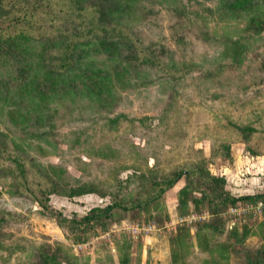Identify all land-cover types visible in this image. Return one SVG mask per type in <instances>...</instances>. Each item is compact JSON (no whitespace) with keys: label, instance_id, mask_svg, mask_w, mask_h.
<instances>
[{"label":"rangeland","instance_id":"obj_1","mask_svg":"<svg viewBox=\"0 0 264 264\" xmlns=\"http://www.w3.org/2000/svg\"><path fill=\"white\" fill-rule=\"evenodd\" d=\"M225 11L221 0H139L121 21L129 26L136 42L132 43L139 51L135 50L132 57L126 51L116 56L120 66L133 60L130 72L116 68V76L115 60L104 55L92 58L96 66L111 74L112 87L102 81L100 100L91 98L94 93L81 98L85 83H75L76 100L47 102L48 118L39 124L37 135L31 129L23 132L20 125L0 121V130L7 139L15 138L27 152L23 154L30 161L26 168L28 186L34 188L41 181L37 171L48 164L64 168V183L94 184L101 193L49 195L50 207L66 217L80 216L92 206L108 203L114 192L121 197H135L140 188L137 180L119 183L131 174L145 172L159 177L200 161L212 173L226 178V188L232 194L261 192L264 29L246 32L243 18L225 16ZM195 14L199 15L196 21ZM188 16L195 18L190 21ZM239 37L246 41L240 55L233 57L232 50L222 55L226 43ZM146 53L155 55L157 61L142 63L140 58ZM106 84L112 88L111 95L105 90ZM47 170L46 179L55 180L53 172ZM177 194L163 193L157 208L149 206L148 211L134 217L125 215L105 229L93 227L84 240H79L77 233L0 173V264H41L37 250L42 247L59 250L60 264L72 258L79 264H149V236L154 233L168 239L178 227H188L193 242L179 258L180 264H244L246 257L254 260L257 248L264 245L263 235L256 234L260 222L264 223V213L234 221L233 227L246 225L250 232L242 245H234L245 246L246 252L231 256L224 251L231 241L227 220H219L222 231L214 235V261L194 245V232L202 220L179 223L174 230L164 226L178 215ZM186 204L193 209L190 200ZM166 211L170 212L168 217ZM149 214H161L163 220L146 221ZM147 224L156 230L147 234L132 230V226ZM168 245L170 255L169 239Z\"/></svg>","mask_w":264,"mask_h":264},{"label":"trees","instance_id":"obj_2","mask_svg":"<svg viewBox=\"0 0 264 264\" xmlns=\"http://www.w3.org/2000/svg\"><path fill=\"white\" fill-rule=\"evenodd\" d=\"M138 3L139 0H0V66L5 69L0 68V121L14 127L20 125L21 131L32 130L36 134L39 124L48 118L50 106L46 104L49 100L55 103L56 100H76L73 93L75 83H85L81 98L91 97L94 93L91 98L100 100L102 81H108L112 87L111 74L109 70L96 66L92 58L95 55H104L106 59L115 60L113 70L116 76V68L130 72L129 67L133 60L131 64L127 62L120 66L116 56L118 52L126 51L132 57L135 50L136 53L139 51L138 46L132 43L135 40L130 35L129 26L121 22ZM221 4L226 10L225 16L243 18L246 32L259 33L264 29V0H221ZM195 15L196 18L188 16V19L192 21L195 18L196 21L199 15ZM241 39L243 38L239 37L227 42L222 49V55L225 51L232 50L235 51L233 57L236 58L240 49L246 45V41ZM140 60L147 64L157 61L152 53L143 54ZM108 84L105 90L111 95L112 88ZM36 146L40 148L39 144ZM23 153L27 152L22 150L15 138L8 140L7 134L0 130V173L10 177L16 189L21 187L26 190L42 209L77 233L79 240H84L86 233L93 227L105 229L125 215L131 214L134 217L141 211H148L149 206L156 207L163 193L182 178L184 186L177 194L178 215L192 210H205L210 214L209 219L197 223L194 245L206 251L215 261L214 235L222 231L218 221L226 220L219 213L235 203L264 198V188L261 192L252 194H232L226 188V178L212 173L200 161L176 167L170 173L159 177L153 176L154 174L147 175L145 172L131 174L125 180L118 181L123 183L137 180L140 188L135 197H121L114 192L108 203L92 206L80 216L66 217L50 207L48 201L52 192L73 197L99 192V189L88 182L79 181L76 185L64 183V168L57 169L54 164L42 166L37 171L41 181L34 188H30L26 179V168L30 161ZM47 169L53 172L55 180L46 179L49 173ZM194 193L198 195L194 196ZM188 200L193 204V209L186 204ZM150 219L158 222L163 220L161 214H149L145 217L146 221ZM263 224L260 222L258 228L264 240ZM249 232L246 225L240 229L229 228L227 237L231 241L229 247H223L224 251H228L229 256L246 252L245 246L234 248V245H242ZM191 237L188 227H178L168 237L171 264H180L179 258L193 246ZM58 251L38 248L40 263L60 264L61 255ZM66 262L79 264L76 258L67 259ZM244 264H264V245L257 248L254 260L246 257Z\"/></svg>","mask_w":264,"mask_h":264},{"label":"built area","instance_id":"obj_3","mask_svg":"<svg viewBox=\"0 0 264 264\" xmlns=\"http://www.w3.org/2000/svg\"><path fill=\"white\" fill-rule=\"evenodd\" d=\"M264 213V198L256 199L254 201L239 202L233 205L228 206L225 210L221 211L219 215L227 220V227L232 228L234 221L238 218L244 216H258ZM207 211H202L197 213L191 211L184 215H177L169 223H166L168 229H175L176 225L179 223L192 224L196 221L203 220L209 217ZM132 230L135 232H144L149 233L153 230H156L154 225L147 224L139 227L138 225L132 226ZM82 244H77V247H81Z\"/></svg>","mask_w":264,"mask_h":264},{"label":"crops","instance_id":"obj_4","mask_svg":"<svg viewBox=\"0 0 264 264\" xmlns=\"http://www.w3.org/2000/svg\"><path fill=\"white\" fill-rule=\"evenodd\" d=\"M184 186L183 179H179L172 187L165 191V194L177 193ZM227 187L229 185L227 184ZM250 193V192H248ZM252 194V192H251ZM176 199V198H175ZM167 212V211H166ZM170 214V212H167ZM176 215V214H175ZM264 229V224H263ZM256 234L261 236V230L257 229ZM262 240V239H261ZM148 247L150 249L151 260L149 264H171L170 263V255H169V245L168 239H164L163 237H158L156 234H151L148 240ZM263 242V240H262Z\"/></svg>","mask_w":264,"mask_h":264}]
</instances>
